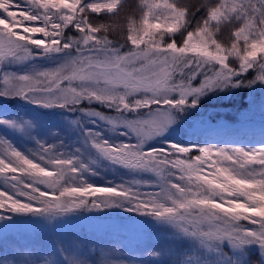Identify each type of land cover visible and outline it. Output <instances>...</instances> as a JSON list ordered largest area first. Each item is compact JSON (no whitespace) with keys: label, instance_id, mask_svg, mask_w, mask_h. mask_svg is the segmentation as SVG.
<instances>
[{"label":"snow or ice","instance_id":"obj_1","mask_svg":"<svg viewBox=\"0 0 264 264\" xmlns=\"http://www.w3.org/2000/svg\"><path fill=\"white\" fill-rule=\"evenodd\" d=\"M257 87L264 0H0V221L122 209L173 231L175 264H264V130L183 131ZM106 169L128 179H91Z\"/></svg>","mask_w":264,"mask_h":264},{"label":"rangeland","instance_id":"obj_2","mask_svg":"<svg viewBox=\"0 0 264 264\" xmlns=\"http://www.w3.org/2000/svg\"><path fill=\"white\" fill-rule=\"evenodd\" d=\"M244 99L247 101V112L263 110L261 114H254L264 116V91L257 87L254 92L248 91ZM6 107L12 113L23 112L19 105L8 104ZM25 118L29 117L25 116ZM261 118L264 119L263 117ZM209 124L204 122L201 125V123L191 120L184 126L183 131L186 130L195 135L196 129L207 127ZM2 134L4 133L0 130V135ZM26 147H31V145ZM101 177L91 179L96 180L102 186H106L108 181L119 183L122 178L128 179V177H122V170L114 171L112 169L104 170L101 173ZM142 190L156 191L157 189L149 187ZM107 211L112 214L128 213L122 209H107ZM30 219L20 218L19 223L13 224L0 221V264H5V261L8 264H34L36 261H39V264H44L45 261H54L56 259L54 249H59L60 247L70 249V252L62 254L63 256H74L76 258L91 256L92 259L98 262L107 261L108 264H152L151 260H148V255L144 256V254L147 243L153 239L151 232L156 230L162 233L161 239H169L165 243L168 245L162 249L161 257H166L168 251L172 248V240L168 236V232L172 230L167 226L157 225L154 221L148 220L150 223H145L146 219H142L139 222H126L112 218L108 222L109 224L99 223L98 230L96 229V232L92 233H90L89 230L91 229H88L87 226H80V233H75L74 231H77V229L74 227L82 222L77 218H69L68 226L64 225L61 219L59 222L49 223L42 221L39 224L31 223ZM53 223L57 224V226L53 227ZM103 225H108V229ZM117 228H119V231H116L118 230ZM47 229L50 230V233H48ZM114 229H116L113 232L114 235L119 236L120 232H122L123 237H117L116 240L110 243V246H106L109 232ZM61 241H63V244H61ZM113 244L114 249L111 248ZM112 249L114 250L113 253H121L120 259L110 252ZM94 251H97L98 255L94 254ZM117 255L119 254L117 253Z\"/></svg>","mask_w":264,"mask_h":264},{"label":"trees","instance_id":"obj_3","mask_svg":"<svg viewBox=\"0 0 264 264\" xmlns=\"http://www.w3.org/2000/svg\"><path fill=\"white\" fill-rule=\"evenodd\" d=\"M130 3L135 4L136 0H130ZM246 94H248V90H245L240 95L231 98L229 101L211 100L205 107L201 108L200 112L197 113L191 120L196 123L207 122L210 124L207 127L196 129L194 132L195 136L202 139H218L221 141L232 139L252 141L253 143L259 141L261 138V132L264 130V119L261 118H264V116H259L258 114L263 113V110L250 113L247 112V101L244 99ZM254 113L258 114L255 115ZM184 132L187 134L186 137L189 139L192 138L193 133L187 132L186 130H184ZM69 218H77L82 221L79 223L80 225L74 227L77 229V231H74L75 233H80V226H87L88 229H91L89 230L90 233L96 232V229L98 230L99 223L109 224L108 222L112 218H117L126 222H139L142 219L150 220V218L141 217L136 213H108L107 209L92 212L79 211L69 214L67 218L63 217L60 219L64 225L68 226ZM103 226L108 229V225ZM117 229L118 230L114 229L112 232H109L108 243L106 246H110V243L116 240L117 237H123L122 232H120L119 236L113 234L115 230L119 231V228ZM47 231L50 233V230L47 229ZM151 234L153 239L149 240L147 243L144 256L148 255V260H151L152 264H175V262L178 259H182L184 254L188 251L186 245L175 241L173 231H170L168 232V236H170V239L172 240V248L168 251V255L166 257H161L162 249L168 245L165 243H167L169 239H161L162 233L158 230L152 231ZM111 248L114 249V244ZM113 249L110 252L113 253ZM152 252H156L158 254L153 256L151 255ZM117 253L119 255H117ZM117 253H113V255L116 256V258H119L121 253ZM94 254L98 255V252L94 251Z\"/></svg>","mask_w":264,"mask_h":264}]
</instances>
